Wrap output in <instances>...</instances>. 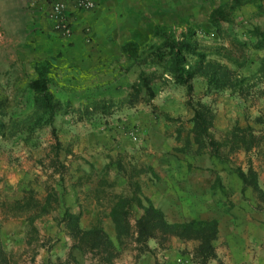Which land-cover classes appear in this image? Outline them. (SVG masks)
<instances>
[{"label": "rangeland", "instance_id": "obj_1", "mask_svg": "<svg viewBox=\"0 0 264 264\" xmlns=\"http://www.w3.org/2000/svg\"><path fill=\"white\" fill-rule=\"evenodd\" d=\"M25 7L0 0V264H212L196 254L198 239L173 230L155 229L154 237L139 242L135 232L119 233L110 209L119 198L139 196L146 204L147 196L170 223L199 220L163 189L175 188V172L184 181L185 170L196 178L205 169L214 174V192L231 196V207L237 193L238 201L251 193L264 208V50H251L240 69L246 78L242 94L208 87L199 76L189 96L160 66L136 64L137 78L145 69L155 96L135 101L131 117L118 116L123 104L111 98L66 97L79 91L63 88L53 68L50 90L60 105L50 115L34 102L28 86L33 62L19 50L28 28ZM209 11L201 4L194 19L184 14L172 26L181 31L192 25L200 45L210 48L220 39L207 21ZM255 11L249 3L237 12L240 38H247L245 26L264 28V13ZM188 99L209 106L218 147L205 139L200 145L191 133ZM249 166L257 172L258 189L244 186L237 173ZM69 212L78 218L67 219ZM141 212L136 204L128 209L133 230ZM94 228L103 234L97 237Z\"/></svg>", "mask_w": 264, "mask_h": 264}, {"label": "crops", "instance_id": "obj_2", "mask_svg": "<svg viewBox=\"0 0 264 264\" xmlns=\"http://www.w3.org/2000/svg\"><path fill=\"white\" fill-rule=\"evenodd\" d=\"M4 1H15L21 8L26 5L28 28L19 45L21 57L30 63L49 60L62 75V87L79 91L66 97L87 101L111 98L123 104L122 111H116L118 116L131 117L135 104L129 103L128 92L140 68L123 53V45L157 41L155 25L176 24L184 14L194 19L193 10L201 4L211 10L226 0H93V7L82 9L68 0L73 27L69 38L52 30L45 0ZM148 112L149 119H154ZM185 173L182 181L175 172V188L163 190L169 199L174 196L181 202L180 210L188 211L191 217L218 221L212 264H264V208L258 206L259 201L251 193L238 201L242 195L237 193L236 204L231 207V196L212 189L215 177L208 169L201 170L196 178L192 172Z\"/></svg>", "mask_w": 264, "mask_h": 264}, {"label": "trees", "instance_id": "obj_3", "mask_svg": "<svg viewBox=\"0 0 264 264\" xmlns=\"http://www.w3.org/2000/svg\"><path fill=\"white\" fill-rule=\"evenodd\" d=\"M252 3L256 6L254 16L264 13V0H226L214 6L208 13L207 21L216 28L219 41L210 48L202 47L197 39L198 30L192 25L183 27L178 31L172 25L157 24L154 27V36L157 41L149 42L143 46L129 41L123 45V53L136 65L150 64L161 67V72L170 76L175 83L186 87L187 94L192 95L194 90L193 80L202 76L208 87L214 89H235L240 94L244 93L246 78L242 76L240 69L250 59L251 50H264V28L254 24L243 29L246 39L240 38L236 22L237 12L245 5ZM264 65V56L260 58ZM35 76L30 78L28 86L35 91L34 102L44 111L55 114L60 105V100L50 90L52 84L53 64L47 60H38L33 63ZM151 99L155 96V90L150 82L145 69H141L139 77L131 84L129 103L133 104L140 97ZM187 104L193 109L191 117V133L199 138V144L203 140L218 147L220 142L215 140L211 133L212 114L209 106L198 101L192 104L188 99ZM237 173L243 180L244 186L259 188L257 172L249 166L248 171L238 168ZM146 204L139 196L130 199L119 198L110 209V214L116 223L118 232L126 236L136 233V240L142 241L154 237L155 229L164 232L175 231L179 236L192 237L199 240L196 246V254L202 259L214 257L212 244L216 234L215 220L190 219L186 222L170 223L166 220L161 209L156 208L146 196ZM138 205L142 212L135 220V229L129 221L128 209L132 205ZM78 218L69 212L67 219ZM97 237L103 234L100 228L92 229ZM193 235V236H192ZM86 241V240H84ZM86 244L87 241H86ZM93 247L100 244L93 242Z\"/></svg>", "mask_w": 264, "mask_h": 264}, {"label": "built area", "instance_id": "obj_4", "mask_svg": "<svg viewBox=\"0 0 264 264\" xmlns=\"http://www.w3.org/2000/svg\"><path fill=\"white\" fill-rule=\"evenodd\" d=\"M40 1V0H39ZM46 14L52 21V28L63 38H69L73 33L68 0H45ZM77 8H89L95 5L93 0H74Z\"/></svg>", "mask_w": 264, "mask_h": 264}]
</instances>
